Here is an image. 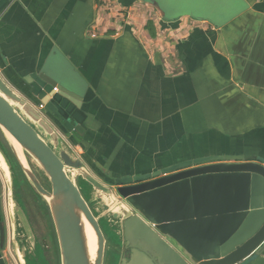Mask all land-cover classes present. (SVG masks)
<instances>
[{
  "label": "crops",
  "instance_id": "crops-1",
  "mask_svg": "<svg viewBox=\"0 0 264 264\" xmlns=\"http://www.w3.org/2000/svg\"><path fill=\"white\" fill-rule=\"evenodd\" d=\"M153 3L11 0L0 77L24 98L33 74L81 82L85 129L59 133L94 176L213 156L264 166V0H192L189 12L165 15ZM9 244L2 258L15 264ZM243 264H264V250Z\"/></svg>",
  "mask_w": 264,
  "mask_h": 264
},
{
  "label": "water",
  "instance_id": "water-1",
  "mask_svg": "<svg viewBox=\"0 0 264 264\" xmlns=\"http://www.w3.org/2000/svg\"><path fill=\"white\" fill-rule=\"evenodd\" d=\"M10 1L0 0V15ZM153 2L163 15L176 10V0H161L163 10ZM224 3L214 0L215 7ZM32 77L24 79L35 88L32 98L0 77V264H6L8 240L15 264H47L35 236L30 242L19 177L47 208L58 264H90L82 218L96 239L92 264H104L106 250L112 264H243L263 252L264 166L256 158L213 156L146 175L112 178L102 170L106 177L94 176L60 135L85 129L81 82L70 78L65 86L43 73ZM7 136L19 145L23 161ZM28 159L46 176L50 191ZM101 220L119 243L106 240Z\"/></svg>",
  "mask_w": 264,
  "mask_h": 264
},
{
  "label": "rangeland",
  "instance_id": "rangeland-1",
  "mask_svg": "<svg viewBox=\"0 0 264 264\" xmlns=\"http://www.w3.org/2000/svg\"><path fill=\"white\" fill-rule=\"evenodd\" d=\"M179 1L180 0H176V12H189V5L192 4L190 3L192 0H181V3H179ZM60 78H63L66 85L67 82L69 83L70 77L68 75L60 74L59 79ZM59 79H57V81H60ZM42 114H45V112L43 111ZM28 163L39 183L47 191H50V185L43 172L30 159H28ZM19 180L21 182L22 189L21 191L17 190V192H21L22 194L23 202L26 206L28 218L30 220V232H28V235H30V242H33V237L35 236L34 245H40L43 250L46 263L58 264L56 238L47 208L42 200L35 194L32 188L27 185V183L24 182L21 177H19ZM78 185L79 187L81 186L82 195L87 200L84 184L79 182ZM99 225L107 241L111 240L112 242L119 243V240L114 236V232L110 228L109 224H107L104 220H101ZM104 264H112L111 255L107 250L104 253Z\"/></svg>",
  "mask_w": 264,
  "mask_h": 264
},
{
  "label": "bare ground",
  "instance_id": "bare-ground-1",
  "mask_svg": "<svg viewBox=\"0 0 264 264\" xmlns=\"http://www.w3.org/2000/svg\"><path fill=\"white\" fill-rule=\"evenodd\" d=\"M8 139L15 151L18 153L19 158L23 161L19 145L11 137H8ZM81 227L88 259L90 264H92L95 260L96 254V239L90 225L83 218L81 219Z\"/></svg>",
  "mask_w": 264,
  "mask_h": 264
},
{
  "label": "trees",
  "instance_id": "trees-1",
  "mask_svg": "<svg viewBox=\"0 0 264 264\" xmlns=\"http://www.w3.org/2000/svg\"><path fill=\"white\" fill-rule=\"evenodd\" d=\"M146 27H147V29L149 30V32L151 33L152 30H151V25H150V23H148V25H147Z\"/></svg>",
  "mask_w": 264,
  "mask_h": 264
},
{
  "label": "built area",
  "instance_id": "built-area-1",
  "mask_svg": "<svg viewBox=\"0 0 264 264\" xmlns=\"http://www.w3.org/2000/svg\"><path fill=\"white\" fill-rule=\"evenodd\" d=\"M37 109H38V111H41L42 107L41 106H38Z\"/></svg>",
  "mask_w": 264,
  "mask_h": 264
}]
</instances>
